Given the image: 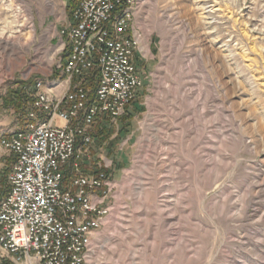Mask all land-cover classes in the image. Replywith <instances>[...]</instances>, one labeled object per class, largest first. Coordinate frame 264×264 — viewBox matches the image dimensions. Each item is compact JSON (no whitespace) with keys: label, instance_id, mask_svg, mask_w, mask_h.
<instances>
[{"label":"rangeland","instance_id":"1","mask_svg":"<svg viewBox=\"0 0 264 264\" xmlns=\"http://www.w3.org/2000/svg\"><path fill=\"white\" fill-rule=\"evenodd\" d=\"M18 3L31 9L36 40L22 65H0V138L26 122L3 104L10 90L25 83L30 98L37 81H57L64 56L69 0ZM138 3L143 86L114 125L121 136L95 140L83 159L88 172L100 158L114 163L88 264H264V28L249 24L264 25V0ZM12 164L0 148V197Z\"/></svg>","mask_w":264,"mask_h":264},{"label":"built area","instance_id":"2","mask_svg":"<svg viewBox=\"0 0 264 264\" xmlns=\"http://www.w3.org/2000/svg\"><path fill=\"white\" fill-rule=\"evenodd\" d=\"M69 2L70 21L59 31L60 76L34 84L24 126L0 138L13 158L0 197V251L11 264H88L114 183L109 162L88 172L83 159L96 121L116 124L143 86L135 65L144 57L138 0Z\"/></svg>","mask_w":264,"mask_h":264},{"label":"bare ground","instance_id":"3","mask_svg":"<svg viewBox=\"0 0 264 264\" xmlns=\"http://www.w3.org/2000/svg\"><path fill=\"white\" fill-rule=\"evenodd\" d=\"M18 2L19 0H0V58L3 57L0 65H3L4 58L7 59L8 65L12 67L9 73L22 65L25 54L36 40L31 9L22 7ZM48 8L52 9V6L49 4ZM5 16L8 18H4ZM8 19L10 20L7 21ZM249 24L257 31L264 28L262 22L252 24L249 21Z\"/></svg>","mask_w":264,"mask_h":264},{"label":"crops","instance_id":"4","mask_svg":"<svg viewBox=\"0 0 264 264\" xmlns=\"http://www.w3.org/2000/svg\"><path fill=\"white\" fill-rule=\"evenodd\" d=\"M70 11H71V9H70L69 12H68L67 21L64 22V25H65L68 21H70ZM64 25L61 27V29L64 27ZM135 28H136L137 30H139V32L142 34V31L140 30V27L138 26V23L136 22V20H135ZM61 29H60V30H61ZM61 41H62V39H61ZM63 41H64V40H63ZM61 91H62V88H61V86H59L57 92L59 93V92H61ZM127 112H128V111H127ZM126 114H127V113H125L124 116H122L120 119H118V121L116 122V124L121 123L123 117H126ZM114 125H115V124H113V123H112L108 118H106V117H102V118L98 119V120L96 121L94 127H93V142H94L95 140L100 141V142H102V146H105V145L108 146V145H110V144H109L110 141L115 142L114 139L117 138V136H118V138H119V136H121V134H119V132H118L117 130L114 129ZM129 140H130V139L127 138L126 141H122V143H121L118 147H116V149H117L118 151H123V149L126 148V147L128 146ZM103 142H104V143H103ZM112 142H111V143H112ZM90 147H92L91 155H92V154H95V152L97 151V149L94 148L93 143H92V145H91ZM95 147H96V146H95ZM100 147H101V146H100ZM100 147H98V151L100 150V149H99ZM105 149L108 150L107 147H105ZM88 154H89V153H88ZM100 160H101V161L109 162V163L111 164V167H110L109 170H108V174H109V176L111 177V174H110V173L113 171V167H114L113 160H111V159H105V158H100Z\"/></svg>","mask_w":264,"mask_h":264},{"label":"trees","instance_id":"5","mask_svg":"<svg viewBox=\"0 0 264 264\" xmlns=\"http://www.w3.org/2000/svg\"><path fill=\"white\" fill-rule=\"evenodd\" d=\"M70 3V9H72L73 5ZM65 58V55L62 57V59ZM55 73L53 76L55 78L58 77V73L54 71ZM94 80H91V87L94 86ZM16 89L10 90L9 96L7 98L3 99V104L5 107L9 110L13 111V115L17 118H23L26 115V112L29 109L31 99L27 96L26 88L27 85L25 83L15 84ZM128 110V108H127ZM126 110V112H127ZM128 116L124 117L123 120L127 119ZM7 264V263H5Z\"/></svg>","mask_w":264,"mask_h":264}]
</instances>
